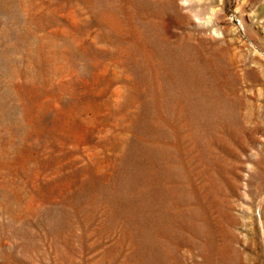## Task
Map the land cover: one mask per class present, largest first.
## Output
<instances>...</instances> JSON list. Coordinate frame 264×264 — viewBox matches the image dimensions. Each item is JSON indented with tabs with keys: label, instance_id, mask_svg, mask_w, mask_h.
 <instances>
[{
	"label": "rangeland",
	"instance_id": "374dc122",
	"mask_svg": "<svg viewBox=\"0 0 264 264\" xmlns=\"http://www.w3.org/2000/svg\"><path fill=\"white\" fill-rule=\"evenodd\" d=\"M0 264H264V0H0Z\"/></svg>",
	"mask_w": 264,
	"mask_h": 264
}]
</instances>
